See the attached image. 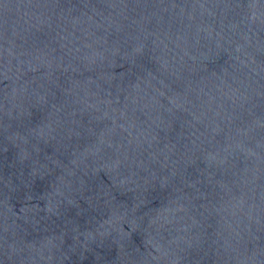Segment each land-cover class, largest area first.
Instances as JSON below:
<instances>
[{"label": "water", "instance_id": "95a60500", "mask_svg": "<svg viewBox=\"0 0 264 264\" xmlns=\"http://www.w3.org/2000/svg\"><path fill=\"white\" fill-rule=\"evenodd\" d=\"M0 264H264V0H0Z\"/></svg>", "mask_w": 264, "mask_h": 264}]
</instances>
